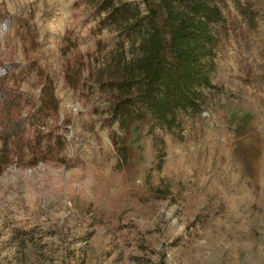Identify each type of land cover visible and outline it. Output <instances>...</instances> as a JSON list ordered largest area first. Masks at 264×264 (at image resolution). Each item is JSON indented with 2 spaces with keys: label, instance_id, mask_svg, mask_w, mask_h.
<instances>
[{
  "label": "rangeland",
  "instance_id": "1",
  "mask_svg": "<svg viewBox=\"0 0 264 264\" xmlns=\"http://www.w3.org/2000/svg\"><path fill=\"white\" fill-rule=\"evenodd\" d=\"M140 2V0H131ZM249 26L234 0L223 5L213 88L180 125L154 130L165 144L160 169L152 123L133 128L135 167L119 169L111 132L93 105L64 80L60 54L68 28L94 48L75 0H0L14 15L33 14L41 46L33 52L52 75L66 135L67 164L9 166L0 177V264H264V0ZM76 13V14H75ZM80 14L79 16H76ZM14 30L0 59L24 61ZM38 97L35 78L23 84ZM63 129V128H62Z\"/></svg>",
  "mask_w": 264,
  "mask_h": 264
},
{
  "label": "trees",
  "instance_id": "2",
  "mask_svg": "<svg viewBox=\"0 0 264 264\" xmlns=\"http://www.w3.org/2000/svg\"><path fill=\"white\" fill-rule=\"evenodd\" d=\"M234 4L243 20L256 26L260 12L252 1ZM223 5L228 7L226 0H75L74 11L83 8L79 27L88 29L94 48L82 53L81 32L76 26L65 31L60 47L64 80L83 97L97 87L104 95L107 105L92 110L107 125L119 123L121 131L112 130L110 138L121 171L135 167L131 138L136 125L152 123L160 169L166 151L154 126L177 128L181 112L201 110L204 90L214 87ZM12 30L23 43L24 61L0 59V177L13 164L68 163L66 127L59 120L50 123L60 110L54 79L33 55L41 46L33 14L12 16L0 9V45L2 35ZM32 78L38 97L23 88Z\"/></svg>",
  "mask_w": 264,
  "mask_h": 264
}]
</instances>
